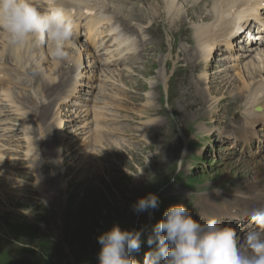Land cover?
<instances>
[{
  "label": "rangeland",
  "instance_id": "rangeland-1",
  "mask_svg": "<svg viewBox=\"0 0 264 264\" xmlns=\"http://www.w3.org/2000/svg\"><path fill=\"white\" fill-rule=\"evenodd\" d=\"M157 1L129 0L137 8V16L142 14V19L128 18L129 21L122 25H129L124 28L129 34L134 28L130 23L138 22L141 30L134 37L137 44L131 48L128 58L111 65L109 69L114 74L110 80L106 83L97 81V87L92 91L93 97L99 99L97 109L107 113L109 123H103L114 125L111 131L119 129L121 133L120 139L114 134L109 137L110 131L104 134L108 140L118 139L122 146L116 145L117 148L114 146L106 151L107 158L101 154L100 161L105 165L103 171L94 158L87 156L92 154L90 149L98 150L109 142L77 146L75 139L83 140L87 134H66L81 119L74 114L69 129L61 131L57 143L54 140L58 146L65 139L69 144L59 150L57 158L61 165L53 166L57 158L50 155L52 141L48 139L50 136L56 139V132L53 130L45 135L46 131L40 133L35 125L31 132L32 123L28 122L29 134L24 135L18 126L21 116L15 114V108L20 114L28 107L31 109L26 114L30 117L39 113L20 98L28 94V100L33 99L39 104L37 101L41 99L34 91L35 86L28 82L27 86L23 82L14 86L18 78L0 84V89L9 85L12 92L5 98L0 91V126L7 134L2 136L0 131V148L3 149L0 154V264H31L28 256L22 254L24 247L37 251L39 264H98L100 245L97 237L114 224H119L121 229L142 232L141 249L132 253V257L143 264L144 254L149 250L147 236L153 225L162 219L165 208L181 203L178 198L193 201L202 193L216 189L229 191L231 186L252 180L250 170L264 154L253 158L242 154V149L235 152L217 135L218 128L222 131L221 124L248 125L245 101L238 97L241 88L238 85L242 83L234 84L239 89L227 87L229 81L238 80L237 69L225 61L213 60L207 66L199 58L189 61L185 52L192 49L193 27L187 22L191 17H187L185 23L173 24ZM183 1L177 0L183 7L189 6L190 3ZM202 3L204 14L210 13L208 3ZM205 18L200 17V20ZM237 51L240 53L241 50ZM217 53L215 58L218 59L225 57L227 52L222 49ZM257 56L264 58V52L238 57L243 67L242 75L249 71L254 73L256 66L252 64L260 62ZM259 65L261 67V63ZM4 66L1 73L7 77H12L14 72L26 77L18 68ZM228 68L229 75L225 73ZM73 76L71 71L68 82ZM28 88L30 91L24 93L23 89ZM208 91L211 96L207 95ZM217 97L221 98L219 103L214 102ZM105 104L107 109H104ZM200 106L206 108L198 114L191 113ZM216 106H221L222 111L215 113ZM77 110L83 114L85 108L79 106ZM90 112L85 110L82 119L95 127ZM202 128L209 133H204ZM8 130L17 136L14 139L7 137L10 135ZM89 130L94 128L89 127ZM26 147L37 152L38 164L35 166L23 155ZM16 149L20 150L18 156L12 155ZM195 155L202 158L199 160L202 172L194 166L195 161L192 162ZM86 160L91 164L85 165ZM13 179L20 183L10 191L14 186L10 185ZM42 186L45 188L40 192ZM148 193L158 195L159 208L135 213L132 205Z\"/></svg>",
  "mask_w": 264,
  "mask_h": 264
},
{
  "label": "bare ground",
  "instance_id": "bare-ground-1",
  "mask_svg": "<svg viewBox=\"0 0 264 264\" xmlns=\"http://www.w3.org/2000/svg\"><path fill=\"white\" fill-rule=\"evenodd\" d=\"M38 1L43 0H34V3L37 5ZM81 1L79 0L80 4H78L77 0H63V3L68 6L73 12V20L75 16L78 15H83V17L86 19L85 24L82 26V28L85 30L86 36L84 39L82 38L84 42L80 44L77 42V37L79 36V32L77 31L81 23H79L78 19L76 18L74 20L75 35L73 40L67 45L66 50L68 51V58L66 60H59L53 57L51 54L50 44L44 46L46 50H43V46L38 48H31L21 46L14 47L11 44L9 45V36L7 32L0 28V67H2L3 63L6 64L8 57L11 61V65H19L22 74L24 73V69H26L27 72H35L34 75H27L26 77L21 75L19 72H14L12 77H7L6 74L5 77H2L4 73L1 74V72H4V66L0 68V84L3 83L5 78L8 80V83H11V79L14 81L18 78V82L20 84H22L23 82L25 86H27V82H31L32 85L34 84V91L36 90L35 93L39 95V99H41L37 101L39 104L35 103L36 101L33 99L28 100V94L24 95L26 98L23 96H21L20 98L26 100L28 104L33 105L32 107L35 109V111H39V113L32 114L31 111L30 113L32 115L30 117L26 114L31 109V107H28V110L24 113H21V115L16 114L21 116V124H18V126L20 127V129H22V131H24V135H28L29 128H27V124L28 122H30L32 123V127L30 128L31 132H33V125H35L40 133L46 131L45 135H47L48 133L52 132L53 126L55 124L58 125L59 123L60 128L58 127V131L55 130L57 133L56 139L55 137L51 136L48 139L50 140V142L52 141V143H50V155L53 159H56L61 147L69 144V140L65 141L66 139L61 144L59 143V146L58 144H56V140L61 133V129L64 127L69 129V127L71 126L69 122H73L74 115L76 116V118H82L85 116V111H83V114L82 111H74V113L72 111L70 114H67L69 113V110L67 109L68 107H70L69 103L74 107L76 106V104L72 102L73 98H71L70 100V96L64 95L66 93V89L70 88L68 84L70 73L71 71L74 72V76L71 82V89L69 90L70 93L74 92L77 87H79L80 81L85 79L87 81V84H89V94L85 100H83V96L81 98H76V100H83L81 106H87V109L85 110L90 111L93 108L90 114H92L93 120L96 122L95 129L92 132L91 130H89L90 125L87 124V121H85L84 119H79L78 124L75 126V128H73L72 131L69 129L66 134H87L86 136H84L85 138H83V140H80L81 138L75 139V141H77V146L84 145L83 147H90L92 142L102 145L104 144V142H109L103 147H99L98 150L90 149V151H92V154L87 156L92 159L94 158L93 160L99 163L98 168H101L102 170L105 165H103L100 161L101 154H105L104 156L107 158L109 154L106 153V151H110L111 148L114 146L116 147V145H121V142L118 140L120 139L118 138V136L121 133L119 132V129H117L115 132H112V134H117L116 136L118 139L116 140H108V138L104 136V134H108V131L103 128L100 123L108 122V117H106L107 113L102 111V109L100 111L97 109L96 104L99 99L96 98V96L93 97V94L91 93L93 91L92 89L95 88L93 84L96 81L106 83V80H110L112 74H114L113 71L109 69L110 66L112 64H115V62L119 63L122 60L128 58L126 53H129L132 48V46L129 47V45L134 44L132 35L124 34V36L120 38L113 39L107 37V35L112 34V32H108L110 30L119 34V31L117 30L118 27L117 25H115L116 20L113 17H127L129 19L136 18L137 20H141L142 14L139 13V15L137 16L138 13H134V15H136L137 17H132L131 13L125 6V4H127L126 0H116L112 3L110 2L109 5H107V3H105L103 0H101V2L99 0H90L88 3L85 1H82L81 3ZM203 1H206V3H208L210 10L208 11L210 12L208 14H204V9L201 5L203 4ZM157 2L162 6V8H164L165 12H167L173 24L175 22L185 23V21L188 20L186 18L191 17V21L188 20L187 22H190L193 27L191 29V33L193 35V43L190 46V48L192 49L185 52V55L187 58H189V61L190 59L193 61L194 58H199V60L203 65L205 64V66H207L209 62L211 63L213 60L215 62L225 61V63H229L231 64L230 66L237 69L235 75L238 77V80H234L233 82L231 80L229 81L230 86L227 84L226 85L229 89H233V87L234 89H236L238 87H236L234 84H236V82L238 81L242 83L241 85H238L241 86L240 92H238V97L240 98V100L243 99L245 101L244 109L248 112V115L246 114V118H249L248 126L250 127L245 128L243 125L237 124L236 126H233V128L240 132V136L242 138H239L238 140L246 146L248 144L246 142L248 141V139H246L248 136L254 134L257 135L259 132L264 131V58L261 59L257 56L260 60L259 63H261V67L259 63L255 62L252 64L253 66H256L253 68L254 73H250L249 71V73H245V75H242L243 72L241 70L243 69V67L240 66V60H238V57H243L246 56V54L249 55L250 53H258L260 51L264 52V18L263 16H261L264 13V0H184L183 2L185 4L190 3L187 7H183V4L178 3L177 0H158ZM164 4L166 5L164 6ZM84 8L89 9L90 14H81ZM200 17H208L209 19L207 20L205 18L200 20ZM109 24H111V26ZM144 28L146 29L147 27L144 26ZM236 28L240 29L241 33L236 32ZM135 29L138 31L140 30V28L137 27H135ZM105 37L107 38L105 39ZM257 37L259 38V40L257 39ZM109 41L110 43L107 44V42ZM188 42L190 43L192 41ZM126 43H128L127 47H125ZM109 45L114 46V48L111 49ZM242 47H244L243 50L240 49ZM231 48H233V50ZM222 49L224 51L226 50V56L218 58V60L217 58H215V55H218L217 50L220 51ZM237 50H241L240 53ZM42 51H46L47 54L43 56ZM242 51H244L245 53L242 54ZM85 54L91 58L92 64L89 63L90 61H87L86 64H84L83 55ZM39 60L40 62H42V64L45 65L43 67V70H41L40 67L43 65L37 64ZM102 66L104 67L103 69ZM78 69H80L79 73H77ZM225 73L229 75V68L226 69ZM19 83H14V86L19 85ZM197 83L198 85H201L200 81H197ZM59 88H61V90H59ZM57 90H59L58 93H55ZM0 91L1 94L6 98L10 97L12 93L9 85H7V88H1ZM26 91H30V89H23L24 93ZM207 95L211 96V93L208 91ZM90 96L91 98H89ZM219 99L221 98L217 97L216 99H214V102L219 103ZM89 102H92V104H89ZM190 106L191 105H189V107ZM258 106L259 111H256V107ZM202 108L205 109L206 106H200L197 110H193L191 113L198 114ZM59 109L61 110L59 111ZM104 109H107L106 104ZM214 109H217L215 113H219L220 111H222L221 106H216ZM48 118L50 119V123H48ZM57 118L59 119L58 121ZM64 119L66 121H64ZM256 128L260 130H255ZM43 129L45 130L43 131ZM204 133L208 134L209 132L207 130H204ZM145 137L146 136H144V138ZM234 137H236V135ZM54 140L56 143L54 142ZM7 141L9 140L7 139ZM29 144L30 143H28V146ZM56 145L58 147H56ZM261 145L263 146L264 144ZM222 149L223 148H221V150ZM23 155L25 156L26 160L33 164V166L38 164L36 160V151H30L26 147ZM158 155H160V153H158ZM69 160L75 161L72 158H70ZM28 161L26 163H28ZM87 163L91 164V162L89 163V161H87L85 162V165H87ZM59 165H61L60 159L57 158V162L55 160L53 161V166L57 168ZM16 174L19 173L16 172ZM250 174L252 175V180L247 181L246 179L242 181L243 183H239L238 185L230 187V190L232 192H236L237 194H235L233 197L246 198L245 203L246 201H248L247 205L251 204L250 200L252 198H255L260 193L264 192V186L260 185L261 191H257L258 187H254L257 185L258 181L264 180V156H262V159L259 160L257 164H254V167L250 170ZM142 175H144V173ZM19 183V181L13 179L12 182H10V185L14 184V186L10 188V191L11 189L19 187ZM44 188L45 186L40 187L39 191L42 192ZM23 189L27 190L24 187ZM254 190H256L257 192H253ZM2 199L4 202H7V199ZM201 201L203 203L202 211H210L214 215H216L219 211V209L218 211L215 209V205H220L222 203L219 198L214 196L201 199ZM228 202V200L225 201V203ZM210 203H212L213 205H211ZM224 208L226 207H222V209ZM231 210L233 209H230L229 211ZM199 214L203 215L201 212Z\"/></svg>",
  "mask_w": 264,
  "mask_h": 264
},
{
  "label": "clouds",
  "instance_id": "clouds-1",
  "mask_svg": "<svg viewBox=\"0 0 264 264\" xmlns=\"http://www.w3.org/2000/svg\"><path fill=\"white\" fill-rule=\"evenodd\" d=\"M46 9L34 0H0V28L8 33L14 47L50 44L52 56L66 60L67 45L75 35L73 12L63 0H48ZM201 195L208 197V193ZM160 203L158 195L148 193L138 198L132 210L137 214L149 212L158 209ZM242 219L254 226L246 234L231 223ZM141 236V231L114 224L97 237L98 264H139L132 253L140 251ZM146 242L149 250L143 264H264V198L230 217L199 215L196 219L184 203L172 204L153 225Z\"/></svg>",
  "mask_w": 264,
  "mask_h": 264
},
{
  "label": "trees",
  "instance_id": "trees-1",
  "mask_svg": "<svg viewBox=\"0 0 264 264\" xmlns=\"http://www.w3.org/2000/svg\"><path fill=\"white\" fill-rule=\"evenodd\" d=\"M22 254H25L28 256L29 261L31 264H39L41 261H39L40 256L37 254V251L30 248V247H24L22 249Z\"/></svg>",
  "mask_w": 264,
  "mask_h": 264
}]
</instances>
